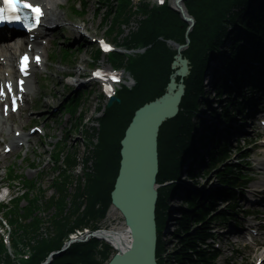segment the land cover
Segmentation results:
<instances>
[{
    "label": "trees",
    "instance_id": "obj_1",
    "mask_svg": "<svg viewBox=\"0 0 264 264\" xmlns=\"http://www.w3.org/2000/svg\"><path fill=\"white\" fill-rule=\"evenodd\" d=\"M118 1L119 9L123 11V14L130 16L135 14V11L130 7V0ZM215 2H220L223 5L222 8L225 9H228L231 5L233 6L232 0L187 1V6L193 11L192 14L196 16L197 21L196 29L192 36L194 39L197 36L201 37L202 45L205 44L208 34L205 33V29L208 30L211 26L204 21L205 17H207L206 12L216 14L220 9L215 5ZM197 6H200V9H197ZM142 13L150 14L151 16L149 19L142 18L137 20L142 23L143 30L149 29L153 31V41L159 44L158 50L151 57L153 58L156 55L158 56V52L162 46H166V39H170L168 38V33L172 32L174 28H179L184 21L177 12L171 11L169 8L162 9L158 13L157 10L151 11L148 7H143ZM136 14H139V12H136ZM113 19L114 24L110 27V33L115 32L120 27L118 19L114 16ZM107 23L109 24V19ZM259 28L264 29V23ZM182 30L181 34L184 35ZM121 32L122 29L118 31V33ZM262 34L264 36V30ZM161 36L165 40L160 39ZM127 39H130V41L140 40L146 44L150 42L149 37L141 34H133L132 38L128 37ZM67 55L69 54H65V56ZM143 57L131 66L133 74L139 81V86L135 89V92L128 93L123 91L120 95L121 103L115 104L106 112V116L100 120V144L96 146L93 152V157H96L93 163L94 172L87 175L88 186L86 189L78 186L75 192L70 191V187L73 184L71 170L77 164V158L75 154L71 153L66 156L65 170L60 169L59 176L55 178L54 187L56 194L44 200L47 209H51L54 206L58 209L57 213L48 219L51 226H53V229H50L51 232L54 230L52 232L53 235L47 238L39 237L38 232L42 221L37 219L36 216H33L35 201H33V206L23 209L18 205V202L21 200V198H18L13 202L12 208H7L6 218L15 226L16 233L19 235V232L22 231L28 236V239L32 238L37 242L35 247L39 259L45 257L50 250L58 249L63 244L68 233L74 231L75 228L85 226L96 228L99 222L105 218L111 204V191L114 188L115 180L119 172L120 141L124 136L125 128L131 121L135 110L147 101L158 96L159 92H163L165 87V80L159 76L161 74L160 70L157 71L153 67V72L149 71V60L151 58ZM161 64L165 66L167 63L161 62ZM193 82H196L195 77L191 78V83L193 84ZM182 118L183 114L177 119L168 122L163 127V133L160 139L162 155L160 157L161 173L159 175V181L165 179L166 176H176L180 170L181 163L179 159L182 155H180L179 149L183 148L178 146L175 150L171 149L168 138L182 140V133H184V126L182 125L183 123L185 125ZM189 139L192 140L193 138L190 137ZM192 143L193 140L190 141V146ZM26 186L29 191L31 190L33 192L34 189L36 190L37 183L34 180H27ZM166 194L165 189L160 190L157 204L158 224L164 222V197ZM25 199H29L28 193ZM69 200H71V206L69 205ZM85 202H87L86 206L82 210ZM187 202L190 207L188 212L184 213V218L181 220L178 228L180 248L176 253V257L179 259L180 264H213L215 253L213 254L212 251L206 248H200L199 246L200 242L204 241L208 235L206 226L197 228L192 233L189 232L191 224L203 221L201 218H204L207 213L202 207L205 203L196 200H187ZM190 209L194 210L191 211ZM98 245L99 242L95 239L85 244H75L67 253L55 257L54 264H102L103 261L98 260V255L105 260L109 256V249L106 247L104 250H100ZM3 247L0 236V259L4 251ZM159 250L160 247H158Z\"/></svg>",
    "mask_w": 264,
    "mask_h": 264
},
{
    "label": "bare ground",
    "instance_id": "obj_2",
    "mask_svg": "<svg viewBox=\"0 0 264 264\" xmlns=\"http://www.w3.org/2000/svg\"><path fill=\"white\" fill-rule=\"evenodd\" d=\"M55 2V6L53 10L50 12V21L52 23H60L63 20L62 14L58 11V4L60 0H51ZM97 2V9L101 11L103 14H109V12L118 19L120 24L119 31L122 29V32H127L124 37H132L133 34L136 35H145L149 37L150 48L145 50L144 57H148L149 59L154 55V53L158 50L159 44H156L154 39V34L152 30L145 29L143 30L142 23L138 21V18L130 16L128 14H123V11L119 9L118 1H109V0H96ZM50 5L52 3L48 1ZM172 9L171 11L177 12L180 14H184L187 18L184 19L182 25L179 28H174L172 32H169L168 35L170 39H166L165 43L166 46H162L158 52V56L151 58L149 60V71L153 72V67L156 68L157 71L160 70L159 76L163 80H165V87L163 92H159V95L154 97L153 99L146 102L147 105H151L155 103L158 99L165 98L166 96H170L172 94H178L179 92V85H183V94L178 103V111L175 115L168 116L164 120L160 122L157 127V154L158 157H161V145L160 139L163 133V127L168 124V122L177 119L180 115L183 114L182 120L185 122L182 126H184V133H182V140H173L172 138H168L169 145L171 149L175 150L176 147L181 146L183 149H179L180 155L183 156L182 158V165L181 169L186 166V157L188 155H192L193 152L196 154L199 153L198 149L200 148L198 145L190 147V141L194 139H199L200 135L205 132H212L213 130V122L214 124L220 123V120L216 118H224L227 117L229 114L234 113L236 111V105L232 103L229 99H222L220 97V93L218 92V84L220 82L226 81V78H230L240 83L239 77L233 75L230 71L231 64L237 62L239 59L243 58L247 65L251 64L253 61L251 57H248V53H252L254 55V60L260 61L263 63L262 70H264V59L262 56L260 57L261 48L264 46V36H262V31L264 29L259 28L262 23H264V0L253 2L250 0H232L233 6L231 5L228 9L222 8L223 5L220 2H215V5L220 9L217 11L216 14H212L206 12L207 17H205L204 21L211 25L209 29H205V33H208L206 36V42L202 45L201 37L197 36L196 39L192 35H194L196 29V16L192 13L193 11L188 8L186 9V4L182 0H171ZM90 9V8H89ZM197 9H200V6H197ZM162 8L157 10L158 13ZM90 11V10H89ZM194 16L196 22H191L189 19ZM111 20V24H110ZM109 24L104 22L101 26L108 27L106 33L109 34V38L120 42L123 40L121 36L118 34V29L115 32L110 33V27L113 23L114 19L110 18ZM51 24V23H50ZM63 26V25H62ZM80 29V28H78ZM183 29V30H182ZM184 32V35L181 34ZM50 35V32L49 34ZM47 35V36H48ZM47 36H45L47 38ZM160 39H164L162 36ZM205 41V40H204ZM164 42V41H163ZM214 48L217 49V52L214 51ZM241 52L243 53L241 56ZM143 57V58H144ZM216 58V60L214 59ZM247 60L251 62L247 63ZM183 61V63H182ZM161 62H166L167 64L164 66ZM116 68H121L124 64H113ZM183 66H185L183 68ZM166 67V68H165ZM183 68V69H182ZM148 70V67H147ZM245 71L241 73V78L246 76ZM185 74V75H182ZM214 77H209V76ZM195 77L196 82L191 83V78ZM133 78H136L135 76ZM214 78L213 81H211ZM104 80L105 78L102 77ZM78 81V80H76ZM76 81H72L73 84L78 83ZM82 81H80L81 83ZM211 82V85H208ZM105 85L106 83L103 82ZM262 83H264V79H262ZM79 84V83H78ZM174 85L176 87L174 91L169 92L170 85ZM206 85V86H205ZM83 83L76 86V88H80L82 91L78 93L79 96V103L82 105L83 102H86L89 97L83 96V93L86 91L85 88L82 87ZM89 88V83H87ZM205 86L208 91H205ZM32 91L34 90L33 85H30ZM198 88V89H197ZM101 91V90H100ZM128 93H134V88H128L124 90ZM205 92L207 95H213V98L209 99V103H205L204 110L208 112V121H203L202 117H205V114H199L198 116L195 115L197 112V107L195 105L194 99H198L200 101L205 99ZM101 99H103V104H101L98 109H103L106 112L111 109L115 104H120L121 101L117 98H113L111 101L106 100L103 93L100 94ZM109 97V94H108ZM221 99H220V98ZM255 96H253L254 98ZM112 102V103H111ZM142 108V107H140ZM171 105L164 107L166 111L170 110ZM254 112L251 111V115ZM135 117V115H134ZM133 117V119H134ZM97 120L99 118L95 117ZM133 119L129 122V124H136ZM257 121V118L254 122ZM9 118L5 120L1 118L0 114V133L1 135H5V139H11V135L9 133ZM84 124V122H81ZM77 124L76 126L73 125L71 128L79 129L78 131L82 130V125ZM199 128L200 131H199ZM129 126L125 128L124 136L121 140H123L126 136V132L128 131ZM98 126H94L92 131L89 133L90 136H94L95 133H98ZM57 131L61 132L60 128H57ZM190 137H194L190 140ZM69 140V138L67 137ZM22 141V140H20ZM79 143L83 146V155L80 158L81 163V170H89L90 167L86 165L84 158L89 162H94L96 157H92L96 146L100 143L95 142L92 139H84L83 141H78L77 144L74 146L73 149L75 150V154L79 155L78 147ZM178 150V149H177ZM164 151V150H163ZM187 153V154H186ZM92 156H91V155ZM122 155L120 156L119 163L121 165ZM195 160H192L193 162ZM92 162V163H93ZM154 170L152 173H154ZM157 172V171H156ZM120 172H118L119 176ZM157 173H155L154 180V187L158 193L157 186L161 183L157 180ZM189 183V182H188ZM207 183V182H206ZM169 185V184H168ZM183 189V188H181ZM202 194V193H201ZM1 198L4 199L5 195H1ZM174 200V197H172ZM179 201H174L173 212L176 213L179 207L177 205ZM157 204V203H156ZM69 205L71 206V200H69ZM156 207V205H155ZM115 209V208H113ZM189 208H186L185 212H188ZM193 211L194 209H190ZM174 213V214H175ZM178 219L176 216L174 217ZM156 221V218H155ZM112 231H99L97 233L102 239H107L116 248L126 250L129 245L130 241L128 240V235L131 236V233L125 229L122 225L121 227L111 229ZM195 231V230H194ZM234 231V228L230 227L226 232L230 233ZM170 235L174 234L177 236L174 238V242H177L180 245V235L179 231L171 230L169 231ZM232 239L234 237L231 235ZM28 239V238H27ZM220 245H222V241L218 237ZM22 243H30V242H20L17 247ZM180 248V246H178ZM230 250H234V247L229 248ZM262 248H259L261 250ZM212 251L213 254L216 251L212 250L211 247L208 249ZM119 252H122L118 250ZM216 259H213V264L216 263Z\"/></svg>",
    "mask_w": 264,
    "mask_h": 264
},
{
    "label": "rangeland",
    "instance_id": "obj_3",
    "mask_svg": "<svg viewBox=\"0 0 264 264\" xmlns=\"http://www.w3.org/2000/svg\"><path fill=\"white\" fill-rule=\"evenodd\" d=\"M136 2L140 0H135ZM68 2L65 1L64 4H62L59 9L60 12L64 15L63 20L65 23V26H62V28L59 30L58 35L60 36L61 41H65L64 39L69 38L71 45H76V44H83L84 51L78 55L77 59V64L73 68V70H68V68L65 67H60V66H55L54 64L51 63V52L52 49L54 48L53 44L48 48L47 50V58H48V70L46 75H48V81H53V84H50L48 88L45 91H38L35 93V96L32 97V100L35 101L36 96L40 95L41 92H44L46 97L44 99L48 101H44L42 103V106L39 107V109H34L32 107L27 108L25 111H23L19 116L16 118L12 119L11 123H14L16 127L18 128H27L31 125L34 124V119H37V123L43 124L46 120V118L49 116L48 110L49 107L51 108L54 104H59L60 98L63 97V92L67 91L65 84L70 81L69 79H65L63 77V73H69V72H74V75L76 76L81 69L80 68H85L89 66L91 62H93L92 58V52L94 51L93 49L97 48V44L93 43L90 41L91 38H100V37H105L106 36V31L108 27H102L101 25L103 24V19H104V14L101 13L99 17H96L94 14L95 7H97V1L92 0L89 2V5L91 7L90 11L88 12V15L85 18H74L69 14L68 10ZM111 24V20H110ZM80 28V29H78ZM78 29V30H77ZM119 31V28H118ZM117 31V32H118ZM82 32L88 33V36H83ZM126 31L122 36L126 35ZM98 63L103 64L105 63L104 59H100ZM56 82L58 84H56ZM37 88V82L35 83ZM88 88V87H87ZM88 89H92V92L87 96L89 97L86 102H83L81 110L83 113H85L86 117V122H85V128L86 127H92L93 125L96 124V116H98L99 110L98 107L103 104V99H101L100 94L101 91L98 87L93 86ZM57 97V98H56ZM211 99L213 98V95L210 97ZM47 102V103H46ZM29 109V110H28ZM61 126V125H60ZM65 126V125H64ZM60 128V127H59ZM201 128H199L200 131ZM81 131H74L72 133L71 140L69 141V145L72 147L73 145L75 146L78 141H83L84 140V133ZM60 132V131H59ZM66 132V129L64 130V133ZM54 130L51 129L49 130V134H53ZM0 136H2L0 134ZM33 142H31L30 146H26L20 150H17L14 154L11 156H8L5 160L0 162V187H2L3 192L6 194H1L5 195V200L3 202L8 203L14 195H16L18 192L22 190V185L20 184V187H13L11 188V194H7V186H10L11 183L7 180L5 177V172H6V167L7 165L11 163H17L16 168L19 173H25L27 177H38L39 170L37 169H31L28 165L29 162L27 160H24L26 157L27 159L34 160L36 165L37 163L39 166L46 167L45 171L47 173V176L43 177L42 180H40L42 187L47 191L45 196L51 197L53 194H55V190L51 188V182L52 178L54 176L53 170H50L51 164H44V157L40 155L39 152L45 151V152H52V146L44 145L41 146L39 138L36 137L35 139H32ZM78 150H79V157L81 158L84 151H83V146L79 143ZM44 152V153H45ZM22 155L20 157V155ZM76 174L77 176H81V168L79 167ZM214 174L210 175L209 178L210 180H213ZM76 181V180H75ZM203 180L199 182L197 187L199 189H203ZM75 188V187H74ZM205 190H207L205 188ZM74 192V190H72ZM1 200V199H0ZM24 204V203H23ZM179 204V203H178ZM83 210V209H82ZM4 211H0V221L5 223V218H4ZM56 209L55 207L50 210L49 216L42 220V223L40 224V229L38 232V235L41 237L45 236H51V223L48 221V219L55 214ZM51 215V216H50ZM22 224L24 222L22 221ZM109 226V227H121L123 225V219L116 209L111 208L108 212L107 218L104 221L103 226ZM170 226H173L171 224ZM52 229V228H51ZM172 236H168L169 240L171 241ZM169 249H172V246L169 247ZM252 258V259H251ZM255 256H252L249 254V252L246 253V255L243 254L241 257V264H251L254 260Z\"/></svg>",
    "mask_w": 264,
    "mask_h": 264
},
{
    "label": "water",
    "instance_id": "obj_4",
    "mask_svg": "<svg viewBox=\"0 0 264 264\" xmlns=\"http://www.w3.org/2000/svg\"><path fill=\"white\" fill-rule=\"evenodd\" d=\"M182 16L187 18L183 13ZM175 88L171 84L169 92ZM179 88L178 94L137 110L133 119L136 124H130L122 140L121 169L112 192V203L123 214L132 239L129 247L117 253L109 264H157L155 205L158 193L153 180L158 173L157 127L178 111L184 87L180 84ZM169 105L171 108L166 111L164 107ZM154 170L157 172L152 173Z\"/></svg>",
    "mask_w": 264,
    "mask_h": 264
},
{
    "label": "snow or ice",
    "instance_id": "obj_5",
    "mask_svg": "<svg viewBox=\"0 0 264 264\" xmlns=\"http://www.w3.org/2000/svg\"><path fill=\"white\" fill-rule=\"evenodd\" d=\"M163 0H161V3ZM3 7H0V22H12V21H20L23 19V16L20 15L22 8L30 9L31 12L35 15V26L39 24V17L43 15V12L38 4L27 2V0H2ZM103 44V42L101 41ZM105 50H109V46L104 45ZM37 61L39 57L36 58ZM22 68L24 70L27 66L28 57L25 56L22 58ZM96 75H100V73H96ZM115 78V77H114ZM22 83V82H21ZM9 90H11V85H8ZM0 93H2V87H0ZM13 103H15V98L13 97ZM5 111L7 112V106H5Z\"/></svg>",
    "mask_w": 264,
    "mask_h": 264
}]
</instances>
